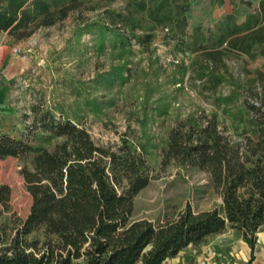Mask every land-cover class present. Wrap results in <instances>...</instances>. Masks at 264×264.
<instances>
[{"label":"trees","instance_id":"obj_1","mask_svg":"<svg viewBox=\"0 0 264 264\" xmlns=\"http://www.w3.org/2000/svg\"><path fill=\"white\" fill-rule=\"evenodd\" d=\"M90 1L0 0V36L23 40ZM122 1L120 10L104 7L102 21L85 25L99 30L102 43L109 32L122 50L130 52L133 41L149 52L155 30L164 29L178 49L204 53L215 85L223 53L264 59V0L255 8L249 0H229L232 10L212 30L196 26L190 34L186 13L195 0ZM238 3L249 9L241 22ZM256 82L261 91L254 94L258 104H247L254 114L249 135L230 140L215 113L200 111L187 114L169 137L182 165L208 175L220 208L193 211L186 205L156 222L132 219L134 197L152 178L143 145L137 150L126 138L116 147L97 145L56 108L40 100L31 104L18 138L0 135V159L22 162L31 198L23 220H13L10 228L0 224V264H162L225 229L235 231L252 253L264 224V72H257ZM9 194L0 185L1 205Z\"/></svg>","mask_w":264,"mask_h":264},{"label":"rangeland","instance_id":"obj_2","mask_svg":"<svg viewBox=\"0 0 264 264\" xmlns=\"http://www.w3.org/2000/svg\"><path fill=\"white\" fill-rule=\"evenodd\" d=\"M249 1L255 8L259 0ZM104 7L120 10L123 1L92 0L23 40L0 36V135L18 138L22 114L40 100L83 126L97 145L116 147L126 138L137 150L144 146L152 178L134 197L132 219L156 222L186 205L193 211L220 208L208 175L182 165L169 137L187 114L200 111L215 113L230 140L249 135L254 114L247 104H258L256 77L264 72V59L223 53L215 72L221 81L215 85L204 53L178 49L164 29L155 30L149 52L133 41L130 52L122 50L109 32L102 43L99 30L85 25L102 21ZM237 9L241 22L249 9L241 3ZM231 10L229 0L222 5L192 1L186 32L200 26L207 33ZM21 166L17 158L0 159V185L10 189L9 199L0 204V224L9 228L27 216L31 205ZM251 259L241 237L225 229L162 264H250Z\"/></svg>","mask_w":264,"mask_h":264},{"label":"crops","instance_id":"obj_3","mask_svg":"<svg viewBox=\"0 0 264 264\" xmlns=\"http://www.w3.org/2000/svg\"><path fill=\"white\" fill-rule=\"evenodd\" d=\"M256 236V244L252 252L250 264H264V230L257 232Z\"/></svg>","mask_w":264,"mask_h":264}]
</instances>
